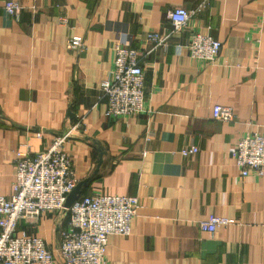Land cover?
<instances>
[{
    "label": "crops",
    "instance_id": "crops-1",
    "mask_svg": "<svg viewBox=\"0 0 264 264\" xmlns=\"http://www.w3.org/2000/svg\"><path fill=\"white\" fill-rule=\"evenodd\" d=\"M21 20L0 0V196H10L19 150L40 151L74 122L66 144L80 196H136L131 234L111 235L105 264H264V175H241V137L264 135V0H16ZM174 7L195 11L182 33L145 60V110L108 118L101 84L119 45L153 47ZM65 19L66 23L62 20ZM196 33L222 43L214 63L185 48ZM82 36L85 49L68 48ZM230 106L235 120L213 117ZM196 146L199 152L181 151ZM230 225L203 232L210 215ZM68 211L21 221L58 254Z\"/></svg>",
    "mask_w": 264,
    "mask_h": 264
},
{
    "label": "built area",
    "instance_id": "built-area-1",
    "mask_svg": "<svg viewBox=\"0 0 264 264\" xmlns=\"http://www.w3.org/2000/svg\"><path fill=\"white\" fill-rule=\"evenodd\" d=\"M4 8L15 20H21L23 6L19 2L6 0ZM194 14L195 11L184 7L171 8L168 18L172 29L168 33L149 31L147 40L153 44L150 49L116 46L114 68L110 78L101 84L106 117L125 118L145 110L146 58L156 48H167L171 38L184 31ZM68 48L74 52L83 51L84 38L71 37ZM185 48L193 59L214 63L222 43L209 34L196 33L187 40ZM213 117L229 123L235 120V112L230 106L217 104ZM84 126V117H81L42 150L17 152L13 192L10 196H0V264H55V253L43 238L19 231L21 221L38 220L47 212L68 211L69 214L58 246L64 264H105L109 237L131 234L132 220L139 205L136 196L99 192L79 197L71 208H66L68 195L78 185L66 144L73 133L83 130ZM198 152L196 146L181 151L184 156ZM232 155L243 177L264 175V135L257 132L244 135ZM229 225L228 218L214 214L199 222L201 230L210 233Z\"/></svg>",
    "mask_w": 264,
    "mask_h": 264
},
{
    "label": "water",
    "instance_id": "water-1",
    "mask_svg": "<svg viewBox=\"0 0 264 264\" xmlns=\"http://www.w3.org/2000/svg\"><path fill=\"white\" fill-rule=\"evenodd\" d=\"M82 183H78L75 189L68 195L66 200V208L69 209L78 200L82 193Z\"/></svg>",
    "mask_w": 264,
    "mask_h": 264
},
{
    "label": "trees",
    "instance_id": "trees-1",
    "mask_svg": "<svg viewBox=\"0 0 264 264\" xmlns=\"http://www.w3.org/2000/svg\"><path fill=\"white\" fill-rule=\"evenodd\" d=\"M80 197H82V196H80Z\"/></svg>",
    "mask_w": 264,
    "mask_h": 264
}]
</instances>
